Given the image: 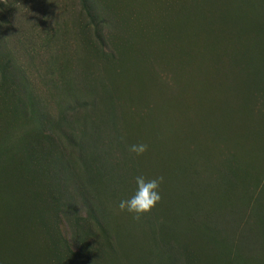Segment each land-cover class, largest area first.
<instances>
[{
  "label": "rangeland",
  "instance_id": "374dc122",
  "mask_svg": "<svg viewBox=\"0 0 264 264\" xmlns=\"http://www.w3.org/2000/svg\"><path fill=\"white\" fill-rule=\"evenodd\" d=\"M0 264H264V0H0Z\"/></svg>",
  "mask_w": 264,
  "mask_h": 264
},
{
  "label": "clouds",
  "instance_id": "9594fccd",
  "mask_svg": "<svg viewBox=\"0 0 264 264\" xmlns=\"http://www.w3.org/2000/svg\"><path fill=\"white\" fill-rule=\"evenodd\" d=\"M129 151L136 156H142L148 151V146L144 143L132 144L129 146ZM162 182L163 177L146 180L143 176H137L135 178L136 192L130 198L119 202V210L132 214L137 221L149 215L162 199L159 192Z\"/></svg>",
  "mask_w": 264,
  "mask_h": 264
}]
</instances>
